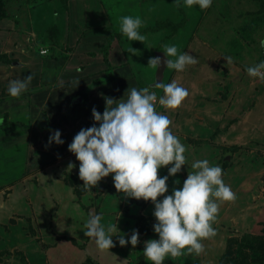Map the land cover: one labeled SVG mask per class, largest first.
<instances>
[{"label": "rangeland", "instance_id": "obj_1", "mask_svg": "<svg viewBox=\"0 0 264 264\" xmlns=\"http://www.w3.org/2000/svg\"><path fill=\"white\" fill-rule=\"evenodd\" d=\"M123 15L142 17L145 42L121 32ZM262 39L264 0H213L207 9L173 0H0V264H151L143 248L158 238L153 202L118 192L112 174L78 194L80 161L68 144L98 124L92 108L103 113L105 96L114 106L128 88L159 80L148 58L165 43L197 57L183 71L165 66L161 77L189 90L176 109L156 103L186 145L188 165L169 176V192L207 158L236 196L219 204L217 231L200 255L164 264H264V80L246 71L264 60ZM29 73L28 88L12 97L8 82ZM56 129L62 144L49 143ZM100 212L126 236L138 229L139 243L114 236V247L98 249L83 229Z\"/></svg>", "mask_w": 264, "mask_h": 264}, {"label": "clouds", "instance_id": "obj_2", "mask_svg": "<svg viewBox=\"0 0 264 264\" xmlns=\"http://www.w3.org/2000/svg\"><path fill=\"white\" fill-rule=\"evenodd\" d=\"M173 3L177 7L198 5L207 9L213 0H173ZM143 24L139 15L120 17L121 32L131 41H146V35L140 31ZM260 43L264 45V39ZM160 49L164 55L150 56L149 66L183 71L188 65L197 63L196 56L179 51L174 43H165ZM135 50L132 47L128 51L134 53ZM225 57L227 63L231 62V56ZM246 71L250 76L264 80V60L247 66ZM32 79V73L11 79L7 92L12 97H19ZM152 87L162 88L163 95L158 97ZM126 91V99H119L114 106L117 99L105 96L103 113L94 106L93 118L98 124L82 127L68 144L69 150L80 161L78 175L83 180L82 186L92 190L102 178L112 174L118 192L153 202L156 218L153 230L158 238L145 240L143 248V254L151 264H164L166 258L185 254L198 256L204 250V238L214 236L217 231L213 222L217 219L219 203L235 199L236 194L223 179V167L210 164L207 158L194 160L190 165L193 171H188L182 187L169 192V176H175L187 164L186 145L172 131L169 116L157 111L156 103L176 109L189 95V90L173 79L167 83L156 80L154 85L139 89L131 87ZM0 122H3L2 117ZM52 141L64 143L59 129L51 133L49 143ZM74 166L70 162L68 168ZM164 166H169L168 174L159 175L158 170ZM176 183H179L178 179ZM103 215L102 212L90 214L83 229L98 249L114 247V236L122 246L129 242L133 246L139 243L138 229L126 236L116 220L106 221Z\"/></svg>", "mask_w": 264, "mask_h": 264}, {"label": "water", "instance_id": "obj_3", "mask_svg": "<svg viewBox=\"0 0 264 264\" xmlns=\"http://www.w3.org/2000/svg\"><path fill=\"white\" fill-rule=\"evenodd\" d=\"M155 55H161V56H163L164 55V52L163 51H156L155 52ZM164 69H165V66L158 67V69H157V78L159 80H161V77L163 76ZM139 200L141 201L142 198H140Z\"/></svg>", "mask_w": 264, "mask_h": 264}, {"label": "trees", "instance_id": "obj_4", "mask_svg": "<svg viewBox=\"0 0 264 264\" xmlns=\"http://www.w3.org/2000/svg\"><path fill=\"white\" fill-rule=\"evenodd\" d=\"M75 189H76V191H77L78 194H81V193H83V192L85 191L84 188L78 190V189L75 187ZM24 264H29L28 260H27L25 257H24Z\"/></svg>", "mask_w": 264, "mask_h": 264}, {"label": "crops", "instance_id": "obj_5", "mask_svg": "<svg viewBox=\"0 0 264 264\" xmlns=\"http://www.w3.org/2000/svg\"><path fill=\"white\" fill-rule=\"evenodd\" d=\"M156 52V51H155ZM130 61V60H129ZM150 72H148L147 74H149ZM87 110V109H86ZM88 111H90V110H88ZM90 120H92V119H90ZM88 122H90V121H88ZM91 124H92V122H90ZM85 124V123H84ZM69 152H71V151H69ZM234 168V167H233ZM233 168H231V170L229 169L228 171H235ZM177 176V175H176ZM179 179V178H178ZM223 179H224V176H223ZM225 180V179H224ZM177 181V180H176ZM175 182V181H174ZM88 191V190H87ZM84 192H86V191H84ZM83 192V193H84ZM83 193H81V194H83ZM221 203V202H220ZM219 203V204H220ZM219 207H222V206H219ZM224 207V206H223Z\"/></svg>", "mask_w": 264, "mask_h": 264}]
</instances>
